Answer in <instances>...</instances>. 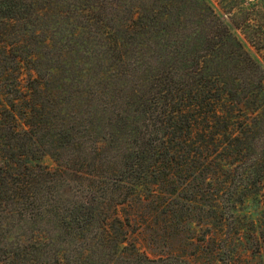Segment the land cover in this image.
I'll return each instance as SVG.
<instances>
[{
  "label": "rangeland",
  "instance_id": "1",
  "mask_svg": "<svg viewBox=\"0 0 264 264\" xmlns=\"http://www.w3.org/2000/svg\"><path fill=\"white\" fill-rule=\"evenodd\" d=\"M254 3L26 0L22 17L0 21V36L6 42L0 46H6L13 58L36 59L12 65L25 100L20 112L33 113L32 106L40 111L26 121L35 125L33 142L60 139L56 128L68 133L62 143L65 149L54 142L44 156L39 153L41 159L33 162L37 165L32 171L22 168L23 174H5L10 186L6 194L0 192V260H7L4 264H38L56 248L71 246L68 236L54 231L58 221L75 212L74 194L82 191L96 196L91 198V230L73 235L77 243L71 254L79 264H105L136 253L155 264H264V184L257 195L251 193L242 205L234 206L235 172H226L227 163L201 162L187 172L185 160L177 159L170 170L181 171L180 181L191 178L192 172L204 175L203 182L195 180L199 202L185 205L181 188L175 191L179 197H170L166 187L157 190L147 205L133 197L138 194L131 187L133 177L121 173L126 156L136 149L135 139L147 129L165 132L162 123L172 112L185 109L186 91L201 77L211 85L223 74L236 85L239 101L256 96L264 84V66L262 71L257 65L263 63L264 44L257 52L243 35L246 31L264 36L263 4L253 8L260 16H243ZM241 13L236 19L245 31L223 32L221 22L227 24ZM239 40L243 47L236 45ZM251 100L246 106L252 105ZM150 115L154 122L149 121ZM233 116L238 117V111ZM22 128L27 126L19 122L18 130ZM122 176L127 183L120 181ZM10 178L20 184L35 179L39 195L21 200V191L12 192ZM125 195L128 201L119 206L116 200ZM178 202L183 210L174 205ZM123 214L128 217L123 220L124 251L109 236L122 238L113 219ZM188 216L192 223L186 228ZM103 217L107 221L100 223ZM51 240L55 246H49Z\"/></svg>",
  "mask_w": 264,
  "mask_h": 264
},
{
  "label": "trees",
  "instance_id": "2",
  "mask_svg": "<svg viewBox=\"0 0 264 264\" xmlns=\"http://www.w3.org/2000/svg\"><path fill=\"white\" fill-rule=\"evenodd\" d=\"M254 1L256 3L252 4L250 9L252 13H249V10L243 16H260L261 12L253 8L263 4L261 8L263 11L264 0ZM23 2H26V0H0V21L9 22L12 19L22 17ZM233 16L227 24L221 22L222 31H227L229 28L245 31L236 19V16H242V13ZM1 31L3 35H6L4 30ZM243 35L247 44L257 52L262 51L264 36L248 34L246 31L243 32ZM0 43L6 44L2 36H0ZM236 45L243 47L241 40L236 41ZM6 49V46H0V192H3V194L7 193L5 188L10 186L8 183L9 178L5 176L6 172L12 176L14 174L9 171H14L15 173L18 171L22 174V168L32 171L33 167L37 165L34 164V161L41 159V157H38L39 153L44 156V151L52 147L54 142L58 143V148L61 150L65 149L66 146L65 144L62 145V143L63 139L68 136V133L65 132L66 129L56 128L60 130V139L57 137L47 140V142L42 141V144H37L40 143L39 140L37 143L33 142L37 137L32 134L34 133L35 125L33 124L34 126H32V123L26 124V121L29 122L32 119V114L40 111L37 110L38 107L32 106L30 110L33 113L20 112V109H22L21 103L25 100H22V93L17 79L13 78L14 69L12 65L18 67L22 63L21 61L33 63L36 59L24 58L21 60V57L18 59L13 58ZM257 65L258 69L260 68L263 71L264 56L263 63ZM5 68L6 70H4ZM219 76L216 84L214 82L211 85H207L211 81L204 80L201 77L194 86H191L194 90L189 88L186 91L185 109L172 112L171 118L168 116L167 121L162 123L165 132L160 134L155 129H147L142 132L140 137H137L138 139H135L136 149H134L133 154L126 156L122 164L123 168L121 169L123 171L121 173L129 174L133 177L134 183H131V187L138 190V194L133 197L139 203L150 204L153 197L157 194V190H165L166 187L170 197H179L175 191L181 188V193H185L183 194L185 198H182L185 205H193V203L197 204L199 202V192H196L197 185H195V180L203 182L204 175H195L192 172L189 176L191 178L180 181L181 171H176V174L175 170H170L171 164H178L177 159L185 160L187 172H191L192 169L190 168H193L194 164L201 162L217 160L227 163L229 170L226 172H235V174L232 173V181H234L232 193H234V196L237 195L234 206L237 204L242 205L252 195L251 193L258 194L264 184V84L262 87L259 85L256 96L245 98V101H239L235 98L237 90L234 82H229L228 79L224 78L223 74ZM34 82L36 86L33 85V91L36 94L37 79ZM210 93H213L214 96L210 95ZM242 95L243 91L241 92ZM253 97L254 99H252ZM250 100L253 102L252 105L246 106V103ZM245 110L248 112H245ZM235 111L239 113L238 117L235 116L236 118L233 116ZM149 118V121L154 122V115H150ZM18 121L25 127L27 126V129L18 130ZM146 127L148 128L147 123ZM259 133L260 135L258 136ZM29 142L30 144L26 146V143ZM93 151L96 152L95 150ZM6 169L7 171H5ZM45 173L46 175H54L49 172ZM10 179H13L10 183L12 184V189H14L12 192L20 194L19 191H21V200L36 198L39 195L40 188L35 184V179L31 178L26 184L16 182L17 178ZM120 179L123 183H127L124 176ZM113 191H116V189H112ZM74 195L76 210L73 213L75 214L72 213L69 218L58 221L54 231L58 236H68V245L71 246L60 248V250L56 248L52 255L42 256L38 264H79L80 260L71 254L72 245L77 243L73 235L77 234V232H88L91 230L90 225L94 219V202L91 198L95 197L96 194L92 191H82L81 194ZM116 201H120L119 206L124 205L128 201V196L125 195L122 200ZM174 205H178L181 210L184 209L180 202ZM185 210L190 211L187 208ZM123 215L115 216L113 219V222L119 225L117 230L123 235L122 238L119 237L118 239L117 235L114 238L113 234L109 236L114 240L111 243H114L115 247H119L124 251L127 250V245L124 244L123 220L128 221V217L125 214ZM122 217L124 218L122 219ZM189 219L190 217L185 221L186 228L190 227L192 223ZM99 221L102 223L107 220L103 217ZM34 243L41 244L39 241ZM50 243H53V246L56 245L53 240L48 243L49 246H52ZM6 261L0 260V264H4ZM155 262V260H150L145 255L136 253L134 256L129 254L126 257L125 255L119 256L105 264H155ZM183 264L190 263L185 261Z\"/></svg>",
  "mask_w": 264,
  "mask_h": 264
}]
</instances>
